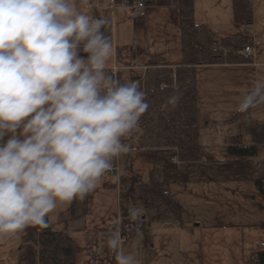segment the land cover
Listing matches in <instances>:
<instances>
[{"label": "clouds", "instance_id": "obj_1", "mask_svg": "<svg viewBox=\"0 0 264 264\" xmlns=\"http://www.w3.org/2000/svg\"><path fill=\"white\" fill-rule=\"evenodd\" d=\"M109 24L77 0H0V239L50 227L58 203L83 199L129 151L149 103L141 81L107 70ZM261 87L241 111L264 102ZM107 244L116 264H137L118 231Z\"/></svg>", "mask_w": 264, "mask_h": 264}, {"label": "rangeland", "instance_id": "obj_2", "mask_svg": "<svg viewBox=\"0 0 264 264\" xmlns=\"http://www.w3.org/2000/svg\"><path fill=\"white\" fill-rule=\"evenodd\" d=\"M207 3L215 5V0ZM252 5L254 14L250 22H227L222 26L209 20V25L215 40L244 32L246 25L256 26L258 38L253 51L259 55L258 59L264 60V0H252ZM218 7L219 15L227 9L225 4ZM207 74L204 72L203 77L197 73L200 119L207 116L209 120L200 129V161H168L165 187L181 201L180 218L162 222L149 217L139 194L130 192L128 209L133 212L139 207L137 204L141 205L145 227L133 225L123 235L128 240L123 244V253L131 254L137 264L154 261L157 264H254L255 252L264 249V197L256 184V179L264 175V143L259 145L258 155L251 158L233 156L227 149L229 140L237 134L243 143H252L250 128L264 120V105H256L238 118L229 119L240 108L248 91L264 86V66L230 67L205 77ZM235 78H240L242 83ZM228 127L234 134L227 133ZM106 174L110 172L103 176ZM103 176L98 187L87 194L90 217L100 212L109 214L113 208L103 196L106 192ZM65 210L67 207L61 205L54 211ZM159 233L161 236L157 238ZM24 238V231H19L0 239V264L24 261V242H21ZM82 242H79L77 264H116V253L111 249L105 263H90L85 252L94 250L97 259L101 250Z\"/></svg>", "mask_w": 264, "mask_h": 264}, {"label": "trees", "instance_id": "obj_3", "mask_svg": "<svg viewBox=\"0 0 264 264\" xmlns=\"http://www.w3.org/2000/svg\"><path fill=\"white\" fill-rule=\"evenodd\" d=\"M114 1L117 5H131L136 0ZM175 1L181 15L183 60L175 65L154 60L148 62L142 89L149 108L141 118L143 148L152 154L153 165L150 181L132 185L142 199L146 214L158 221L179 219L181 215L179 203L163 180L164 167L171 161V155L187 163L200 157L197 66L253 61L252 55L240 52L242 47L252 43L247 33L223 36L215 42L207 24L195 19V0ZM232 5L235 22L253 20L252 0H232ZM254 91L256 89L248 91V95ZM261 93L264 94V89ZM173 95L179 96L175 105L169 103ZM256 105H264V102L254 103L244 111L239 108L229 119L238 118ZM250 135L252 143L249 144L242 142L240 134L233 136L227 147L230 154L239 158L257 156L259 145L264 143V120L250 128ZM256 184L264 196V175L256 179ZM22 231L25 233V264H77L80 245L68 231L54 228L51 224L48 228L35 226ZM255 253L254 264H264V249Z\"/></svg>", "mask_w": 264, "mask_h": 264}, {"label": "crops", "instance_id": "obj_4", "mask_svg": "<svg viewBox=\"0 0 264 264\" xmlns=\"http://www.w3.org/2000/svg\"><path fill=\"white\" fill-rule=\"evenodd\" d=\"M147 1L145 13L135 15L131 5H117L114 0H86L83 3H81V0H77V6L80 10L88 14H91L93 5L98 3L99 13L110 20V24L104 29L105 34L113 41L112 55L108 61L107 69L111 73H115L122 82L139 80L142 84L146 67L151 60L172 65L183 60L181 15L177 2L175 0ZM207 1L195 0V19L197 21L206 23L211 31L209 20L222 26L226 25L227 22H235L232 0H215V5L207 3ZM223 4L227 6V9L222 12V15H219L217 9L220 7L218 6ZM244 29V32L252 34L250 37L252 39L253 61L200 64L197 66V73H201L204 77V72L213 74L230 67L264 66V60L258 59L259 55L253 51L256 38H258L256 26L246 25ZM215 42H218V40H215ZM173 44H175L174 48L172 47ZM81 55L86 54L81 53ZM209 74L205 75V77H209ZM235 80H238L240 84L242 83L240 78H235ZM198 94H200L199 86ZM200 107L199 103V111ZM208 123L207 116L200 119V129L204 124ZM217 126L219 127L218 123ZM226 131L228 134H234L235 132L231 127H228ZM123 142L128 145L129 151L115 159L113 162L114 169L108 171L110 174L103 176V188L106 190L103 196L106 197L107 205L113 206L109 214L100 212L98 215L90 217L87 210V199L89 196L86 195L83 199L77 198L71 202L58 203L57 208L64 205L67 210L64 212L53 211L47 217L55 228L68 231L78 244L82 242L80 240H84L83 244L95 245L98 247L96 250H101V254L98 255L97 259L94 258V250L85 252L90 263L97 261L106 262L110 250L107 241L112 233L118 231L113 226L119 220L121 213L126 216L130 212L128 200H130L131 193H138L135 187L132 188V185L148 182L151 178L153 156L143 148L142 118H140L138 128L126 137ZM196 161L198 162L200 159ZM169 163L165 165L163 171L164 184H166V172L169 168ZM172 195L181 204V201L173 193ZM137 206L139 207L135 211L138 215L141 214L142 218H145L141 205L137 204ZM162 222H171V220ZM119 235L120 251L123 252V244L128 240L124 239L123 235L125 234L119 232ZM160 236L161 233L158 234L157 238ZM21 240V242H24L23 239ZM152 244L155 246V243ZM141 249H144V247ZM14 264H25V259L24 261L20 259ZM153 264H157V262L154 261Z\"/></svg>", "mask_w": 264, "mask_h": 264}, {"label": "built area", "instance_id": "obj_5", "mask_svg": "<svg viewBox=\"0 0 264 264\" xmlns=\"http://www.w3.org/2000/svg\"><path fill=\"white\" fill-rule=\"evenodd\" d=\"M148 1L147 0H136L132 5L133 14L135 15H142L145 13V10L147 8ZM99 4L95 3L93 5V10L91 12V15L94 16H102L101 13L98 11ZM246 54L251 53V45L247 44L242 50ZM171 159L176 160L177 156H171ZM114 169V167L112 168ZM133 225H137L138 227H143L144 222L142 219L137 220V218L133 219L131 216V213H128V215L124 216L122 213L120 215L119 220L115 224V229H117L120 233H128L132 230Z\"/></svg>", "mask_w": 264, "mask_h": 264}]
</instances>
